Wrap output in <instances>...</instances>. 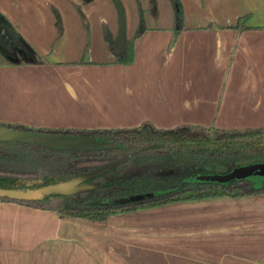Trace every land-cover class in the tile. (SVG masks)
Here are the masks:
<instances>
[{"label": "crops", "instance_id": "0c3cea01", "mask_svg": "<svg viewBox=\"0 0 264 264\" xmlns=\"http://www.w3.org/2000/svg\"><path fill=\"white\" fill-rule=\"evenodd\" d=\"M121 1L126 41L135 40L141 11L146 26L127 66L106 40L108 30L117 41L120 28L112 0H0V13L44 61L0 68L1 124L264 128V0H180L177 35L171 0ZM0 264H264V194L172 203L105 224L0 201Z\"/></svg>", "mask_w": 264, "mask_h": 264}, {"label": "trees", "instance_id": "16d2710c", "mask_svg": "<svg viewBox=\"0 0 264 264\" xmlns=\"http://www.w3.org/2000/svg\"><path fill=\"white\" fill-rule=\"evenodd\" d=\"M92 0H83L89 4ZM176 13V35L183 26L180 0H171ZM82 20L87 21L80 7ZM56 26L63 25L55 10ZM249 17L241 19L238 30ZM146 31L141 11L135 40ZM106 40L121 65L134 63V41L120 50L106 30ZM175 41V39H174ZM43 65L42 57L0 13V65ZM16 131L69 137H92L114 145L98 151H65L38 144L0 141V192H41L30 199L0 196V201L56 213L62 219L105 224L116 214L132 213L172 203L228 196L264 194V176L228 182H197L200 176L225 174L264 164V128L223 131L200 126L158 129L151 123L111 131L37 130L1 124ZM199 134V135H198ZM68 191L52 190L72 185ZM48 191V192H44Z\"/></svg>", "mask_w": 264, "mask_h": 264}, {"label": "water", "instance_id": "95a60500", "mask_svg": "<svg viewBox=\"0 0 264 264\" xmlns=\"http://www.w3.org/2000/svg\"><path fill=\"white\" fill-rule=\"evenodd\" d=\"M117 8L120 28L118 39L116 42V49L120 50L124 47L126 41V15L123 3L121 0H112ZM0 141L5 142H20V143H30L38 144L47 148L65 151H98L102 149H109L114 147V145L99 142L96 138L92 137H69L62 135H51V134H41L37 132H23L16 131L7 127L0 126ZM264 174V164L251 165L235 170L232 174L228 176H209L206 181L212 182H228L240 179H251L253 176H258ZM75 184L68 186H60L52 190H64L69 186L73 187ZM71 189V188H70ZM48 192V191H44ZM41 192L34 193H21L12 194L7 192H0V196H8L11 198H22L30 199L40 196Z\"/></svg>", "mask_w": 264, "mask_h": 264}, {"label": "rangeland", "instance_id": "374dc122", "mask_svg": "<svg viewBox=\"0 0 264 264\" xmlns=\"http://www.w3.org/2000/svg\"><path fill=\"white\" fill-rule=\"evenodd\" d=\"M6 18V17H5ZM7 19V18H6ZM8 20V19H7ZM9 21V20H8ZM10 22V21H9ZM11 23V22H10ZM11 25H12V23H11ZM13 26V25H12ZM14 27V26H13ZM57 27V26H56ZM15 29H16V27H14ZM57 30H59L58 28H57ZM16 31L19 33V31L16 29ZM20 34V33H19ZM20 36L22 37V35L20 34ZM23 38V37H22ZM24 39V38H23ZM25 40V39H24ZM26 41V40H25ZM26 43L30 46V44L26 41ZM10 61V60H9ZM8 61V62H9ZM8 62H7V60L6 61H4V62H2V64L0 65V68H10V67H15L16 65L14 64V65H9L8 64ZM11 62V61H10ZM199 135V134H198ZM235 170H237V169H234L233 171H230V172H228V173H225V174H214V176H228V175H230V174H232ZM206 178L207 177H204V176H200V177H198L197 179H196V181L197 182H203V181H206ZM209 178V177H208ZM70 188H73V187H71V186H69V187H67V188H64V190H70Z\"/></svg>", "mask_w": 264, "mask_h": 264}]
</instances>
